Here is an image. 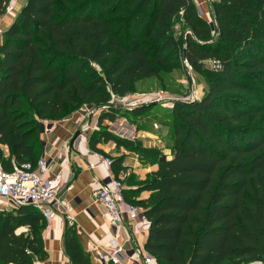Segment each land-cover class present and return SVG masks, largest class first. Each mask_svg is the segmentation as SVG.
<instances>
[{"label":"trees","instance_id":"trees-1","mask_svg":"<svg viewBox=\"0 0 264 264\" xmlns=\"http://www.w3.org/2000/svg\"><path fill=\"white\" fill-rule=\"evenodd\" d=\"M10 2L0 0V15ZM210 8L212 23L193 0H26L1 37L2 168L37 162L41 121L105 106L107 88L125 96L185 58L193 72L208 74L207 89L172 107L166 160L108 131L116 107L100 112L89 147L101 152L98 144L113 142L157 166L130 191L149 197L124 192V199L143 209L144 248L158 264L264 263V0H213ZM209 61L218 67L205 69ZM121 161L113 160L116 174ZM45 228L31 206L0 212V264L46 260ZM63 249L72 264H91L69 225Z\"/></svg>","mask_w":264,"mask_h":264},{"label":"crops","instance_id":"crops-1","mask_svg":"<svg viewBox=\"0 0 264 264\" xmlns=\"http://www.w3.org/2000/svg\"><path fill=\"white\" fill-rule=\"evenodd\" d=\"M193 1L198 8H200L199 1L203 2L202 7H206V10L209 11L207 0ZM25 2L26 0H11L10 4L14 5L16 12L9 15H0V41L3 32L15 20ZM96 120L97 117L91 113L87 114L84 110L76 111L66 118L53 122L51 124V131L48 134L41 133L40 136L43 142L41 155L44 154L46 156L51 169L50 172L60 171L63 175L61 188L63 189L65 186L70 188L62 194V198L70 206L69 214L75 219L72 227L75 228L83 250L89 255L91 264L98 263L87 252V242L104 245L112 238H116L122 243L129 232L126 227L112 226L105 217L103 208L93 201L92 193L98 187V184L106 179L110 172L115 176L123 173L126 176L123 181L124 192L127 193L126 197L135 201L145 200L149 197L150 193L148 191H143L139 194H131L130 191L131 189H137L138 185L136 182L143 181L157 169L156 165L143 161L135 152L128 151L122 147L117 149L113 142L98 144L96 148L107 157L109 154L113 155V160L122 159L121 167L123 170L120 173L116 174L112 167H108L97 161H87L86 156L91 152L89 139L93 133V127L97 123ZM152 127L158 128L157 123L152 125ZM127 129L131 133V128ZM132 129L134 130L133 126ZM76 131H80V135L71 145L70 141ZM153 132V135L147 132H134L133 134L135 137L138 136L144 140L145 136L155 138L152 141H147L145 146L159 149L163 152V157L166 160L170 150H163L164 147L156 144L155 140H158L160 135L154 130ZM159 133L162 134L163 132L160 131ZM4 150L7 152L6 148ZM128 181L131 182L129 185L126 183ZM66 225L68 224L65 217L62 214H58L52 226L44 230L42 238L47 259L42 262L37 261L36 264H72L63 249V233ZM134 228V238L138 245L144 248L148 233V222L145 225L139 222ZM125 247L128 249V246ZM249 264L257 263L253 262ZM258 264L264 263L258 262Z\"/></svg>","mask_w":264,"mask_h":264},{"label":"built area","instance_id":"built-area-1","mask_svg":"<svg viewBox=\"0 0 264 264\" xmlns=\"http://www.w3.org/2000/svg\"><path fill=\"white\" fill-rule=\"evenodd\" d=\"M210 5V0H207ZM15 11L13 4H8L3 15L12 14ZM1 44V41H0ZM186 71H190L185 58L182 59ZM212 68H217L215 61H209ZM110 93V100L107 105L101 107L107 109L110 106H120L126 110L138 109L142 106L159 104L162 107L172 110L177 101L176 99L158 92L145 101L134 99L131 96H116ZM192 99L190 102L198 100V91L196 87L191 89ZM139 98V97H138ZM86 113H91L86 109ZM93 114V113H91ZM99 115V114H98ZM53 122L41 121L42 134H48L51 131ZM50 124V125H49ZM87 161H97L108 167H112L113 160L101 152L91 150L86 156ZM50 166L43 154L33 165L32 163H22L20 165L12 163L11 170L6 171L0 165V205L4 204L10 209H18L23 206H31L40 213L49 229L55 217L62 214L69 226L74 225V217L69 214L70 206L62 198V194L68 191L69 187L61 188L63 175L59 172H50ZM125 174L118 176L110 172L95 191L92 193V199L98 203L104 211L108 222L114 227H126L129 232L124 242H119L112 238L106 244H97L94 242L86 243V250L96 260L98 264H158L155 258L149 254L145 248L136 242L133 229L137 223L146 224L147 220L143 216L142 208L128 204L124 199ZM143 226V225H142ZM125 246H128L126 249Z\"/></svg>","mask_w":264,"mask_h":264},{"label":"rangeland","instance_id":"rangeland-1","mask_svg":"<svg viewBox=\"0 0 264 264\" xmlns=\"http://www.w3.org/2000/svg\"><path fill=\"white\" fill-rule=\"evenodd\" d=\"M213 1V0H210ZM203 2L199 1V12L200 15L206 19L209 23H212L211 18V8L209 6V11L206 10V7H202ZM202 7V9H201ZM16 12V11H14ZM175 31L178 33L180 31L179 26L175 27ZM183 62V61H182ZM94 69H98L95 65H92ZM210 65L208 62L205 63V69H210ZM208 77V74L204 72H193L190 70L189 72L186 71V68L183 63L179 66L173 67L171 69H164L160 68L158 75L153 76L147 79H140L134 85L133 92L126 94L125 96H131L134 99H141V101H145L150 98L152 95H155L158 92H163L165 95L176 99L177 101H183L190 103L192 99L191 89L196 87L198 91V97H202V95L206 92L207 86L205 83V79ZM139 97V98H138ZM198 99V100H199ZM195 100V101H198ZM103 107V106H102ZM116 107L119 110L118 117L113 122H105V125L108 126V131L115 135L116 137L127 140V141H140L143 146L146 145V142L152 141L155 138L152 136H145L144 139H140L138 136H134V132H147L154 134L153 130L160 135V138L156 141L157 145L164 147L163 150H170L173 136L171 132V110H168L162 107L159 104H154L152 106H148L145 111L141 113H134L133 110H126L121 108L120 106H110ZM263 108V112L261 114V119L264 118V104L261 106ZM76 111L89 109L93 115L97 117L98 114L103 110V108L90 106L84 104ZM75 111V112H76ZM96 120V121H97ZM158 128L152 127V125L156 124ZM130 126V127H129ZM134 127V130L132 129ZM93 133L97 130V123L93 127ZM127 128H131V133ZM162 131L163 133L160 134L159 132ZM92 133V134H93ZM161 147V148H162ZM123 148V147H122ZM125 149V148H124ZM157 149V148H156ZM42 151V149H41ZM42 153V152H41ZM168 154V152H166ZM112 160L114 156L109 154L108 156ZM168 157V156H167ZM10 208L4 204L0 205V212H7ZM18 232H25L24 229H20ZM258 264V262H255ZM249 264V263H248Z\"/></svg>","mask_w":264,"mask_h":264},{"label":"water","instance_id":"water-1","mask_svg":"<svg viewBox=\"0 0 264 264\" xmlns=\"http://www.w3.org/2000/svg\"><path fill=\"white\" fill-rule=\"evenodd\" d=\"M152 106V105H149ZM41 133H42V129H41ZM80 135V131H76V133L73 135L72 139H71V145L73 144V142L78 138V136ZM161 160H165V158L163 157Z\"/></svg>","mask_w":264,"mask_h":264}]
</instances>
